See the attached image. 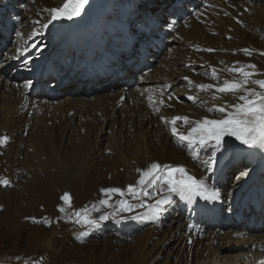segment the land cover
<instances>
[{
    "label": "bare ground",
    "instance_id": "6f19581e",
    "mask_svg": "<svg viewBox=\"0 0 264 264\" xmlns=\"http://www.w3.org/2000/svg\"><path fill=\"white\" fill-rule=\"evenodd\" d=\"M131 1L113 2L110 9L103 10L99 25L104 42L113 37L123 42L124 37L112 35L110 27L130 28L134 45L128 55L121 53V45L114 41L108 53L116 61L105 58L110 72L104 73L103 79L94 74L78 81L72 73L62 88H57L49 74L38 82L41 69L50 60L57 77L65 75L67 70L60 64L67 69L74 63L75 50H62L48 29H42L40 36L32 33L40 27L37 20L50 18L45 10L61 7L64 0H7L12 13L0 7V136L9 137L8 144L0 147V178L9 181L0 184V264L264 262V212L253 213L243 207L239 222L228 224L220 219L212 225L192 219L193 212L210 201L227 212H236L242 202L241 196L237 197L239 190L250 189L255 183L264 186V150L225 137L209 169L205 161L211 148L189 147L172 134V125L166 122L185 116L191 122L222 118L224 114L208 108L224 100L235 102L231 95L218 94L221 99L213 100L214 89L199 91L195 85L231 79L235 73L221 70L237 61L238 67L254 63L264 73V56L260 55L264 52V0H185L182 6H175L173 0H136L134 11L125 14ZM93 2L88 0L83 10ZM185 12L192 14L179 21ZM71 21L52 24L63 26ZM143 26L148 33H143ZM1 30L7 32L8 41ZM157 42L163 45L162 50ZM33 43L42 50L32 49ZM24 47L32 54L27 66L24 60L28 54L17 52ZM245 48L252 51L251 56L240 51ZM139 52L151 65L145 75L137 70L140 57L135 54ZM37 67L34 79L32 72ZM213 68L219 81L211 78ZM130 70L135 79L126 85ZM185 77L193 83L189 85ZM254 78L264 79V75ZM38 83L46 90L38 85V91L33 92ZM177 127L187 134L190 125L178 121ZM153 162L183 167L218 193L217 198L193 195L188 199L160 191L142 198L145 206L167 198L169 203L161 205L159 212L145 206L121 211V200L137 204L125 191L123 197L108 194V205L100 204L108 198L102 189L125 190L140 178L136 169H147ZM225 176L236 179L222 182ZM66 192L71 207L61 200ZM60 207L65 211L60 212ZM81 209L88 210L96 226L76 223L74 216L68 219ZM105 214L108 219L100 221ZM43 215L47 224L34 222L33 218L38 221ZM34 252L42 255L25 258ZM17 254V261L7 260L8 255Z\"/></svg>",
    "mask_w": 264,
    "mask_h": 264
},
{
    "label": "snow or ice",
    "instance_id": "6c2138e0",
    "mask_svg": "<svg viewBox=\"0 0 264 264\" xmlns=\"http://www.w3.org/2000/svg\"><path fill=\"white\" fill-rule=\"evenodd\" d=\"M88 3V0H64L61 7H53L45 11L49 14V19L46 22L40 20L36 21L39 25V29H33V37L42 35V29H47L53 22L68 19L71 20L80 16L84 6ZM227 15V13H225ZM239 22V21H238ZM175 23V22H173ZM32 49L39 52L41 46L33 43ZM205 51H214L213 49H205ZM240 51L245 55L251 56L252 51L245 48ZM20 56H24L27 53V58L24 60L25 66L29 60L32 59V54L28 47L17 49ZM264 56V52L260 53ZM240 62L237 61L233 66L222 69V72L235 73L231 79H224L222 82L216 84L212 83H200L195 85L197 90L211 92L213 100L221 99L222 94L224 96L231 95L235 102L224 100L223 104H213L208 108L209 112H219L224 114L220 119L203 118L201 120L191 122L188 117H174L171 121H166L172 125V134L177 136L179 140L187 142L188 146L197 145L201 149L211 148V155L208 156V160L205 161L211 168V164L215 162L216 153L220 150L225 137H234L236 141L248 146L249 148H259L264 150V79L254 78L257 75H264L257 68L254 63L246 64L243 66H236ZM211 78L215 81H219V74L215 68L212 69ZM188 84L193 82L185 77ZM163 94V93H162ZM171 98V97H169ZM188 99L195 101L196 97L189 96ZM161 119H165L161 117ZM182 121L185 125H190L187 134H184L178 130L177 123ZM9 137L7 135L0 136V147H4L8 144ZM140 173V178L136 184L127 185L125 190L121 188H106L101 191L108 194H119L121 197L125 195V191L137 200L136 205H132L127 200H121L119 210L132 211L134 207H144L143 197H149L156 192L167 191L168 193H178L182 197L191 199L193 195H199L205 199H216L218 193L210 191L203 180L197 181L192 176L188 175L183 167H171L168 165H160L158 163H151L147 169H136ZM246 175V173H242ZM9 181L4 178H0V184L7 185ZM139 185V187H137ZM151 190V191H149ZM208 196H204L205 193ZM111 195H108L107 199L100 201V204L107 206ZM66 205L71 207V197L69 193H64L61 197ZM169 203L167 198H162L155 202V205H148L150 210L159 212L161 205ZM98 211V209H93ZM60 212H64L63 207L59 208ZM115 215V213H113ZM76 217V223H85L89 226H96L97 221L89 218L88 210H74L68 219ZM141 218V217H133ZM34 222L39 223L40 221ZM44 223H48V218H42ZM108 219V215H101L100 221ZM83 235V233H81ZM264 264V262H262Z\"/></svg>",
    "mask_w": 264,
    "mask_h": 264
},
{
    "label": "rangeland",
    "instance_id": "374dc122",
    "mask_svg": "<svg viewBox=\"0 0 264 264\" xmlns=\"http://www.w3.org/2000/svg\"><path fill=\"white\" fill-rule=\"evenodd\" d=\"M130 73V75H127V77L125 78V83H126V85H131L133 82H134V76H133V73H132V71H130L129 72ZM234 174H236V172L234 173ZM226 178V176L224 177V182H230L231 180H234L235 181V179H236V176H233L232 178H227V179H225ZM153 201L154 200H152L151 201V205H153ZM148 206H145V208H147ZM110 228H112L113 226H109ZM134 235V234H133ZM167 253L166 254H164L160 259H159V261H160V263L161 262H163L166 258H167ZM164 257V258H163ZM187 259V258H186Z\"/></svg>",
    "mask_w": 264,
    "mask_h": 264
},
{
    "label": "water",
    "instance_id": "95a60500",
    "mask_svg": "<svg viewBox=\"0 0 264 264\" xmlns=\"http://www.w3.org/2000/svg\"><path fill=\"white\" fill-rule=\"evenodd\" d=\"M43 218H45L44 216H42ZM47 218V217H46ZM40 220H38V221H41V220H43L42 218H39ZM31 220H33V219H31ZM45 228L46 229H49V227H48V225H46L45 226ZM38 253L39 252H34V253H30V254H25V258H28V257H31V256H33V257H35L36 255H38ZM39 255L41 256L42 254H40L39 253ZM20 258V255H8V259L7 260H9V261H17L18 259Z\"/></svg>",
    "mask_w": 264,
    "mask_h": 264
}]
</instances>
